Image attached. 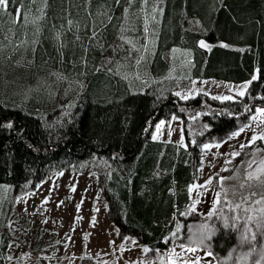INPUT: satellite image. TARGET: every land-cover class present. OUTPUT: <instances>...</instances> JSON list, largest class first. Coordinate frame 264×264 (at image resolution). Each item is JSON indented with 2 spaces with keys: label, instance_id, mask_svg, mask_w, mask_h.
Returning a JSON list of instances; mask_svg holds the SVG:
<instances>
[{
  "label": "trees",
  "instance_id": "16d2710c",
  "mask_svg": "<svg viewBox=\"0 0 264 264\" xmlns=\"http://www.w3.org/2000/svg\"><path fill=\"white\" fill-rule=\"evenodd\" d=\"M162 7L147 76L166 79L167 52L182 48L191 54V79L249 81L244 101L212 100L215 108L203 110L201 120L210 126L205 135L234 130L239 118L264 105V0H164ZM143 14L144 0H9L0 7L5 52L26 48L19 68L37 75L39 83L26 104L0 100V184L20 191L55 170L104 158L109 166L100 185L110 219L122 235L166 251L177 218L191 202L203 137L186 148L153 140L149 126L173 114L186 121L208 98L182 101L171 90L135 89L140 80L128 76L132 67L123 64L120 48L128 38L136 43L142 37ZM189 21L199 30L187 27ZM18 57H9L7 66L18 68ZM52 75L79 84L68 120L56 125L49 122L54 102L43 95ZM5 90L9 96L10 86ZM237 242L235 231L216 227L212 245L219 255L232 252ZM8 249V234L0 232V264H23L9 258Z\"/></svg>",
  "mask_w": 264,
  "mask_h": 264
},
{
  "label": "rangeland",
  "instance_id": "374dc122",
  "mask_svg": "<svg viewBox=\"0 0 264 264\" xmlns=\"http://www.w3.org/2000/svg\"><path fill=\"white\" fill-rule=\"evenodd\" d=\"M163 3L164 0H144L143 35L136 43L130 36L121 43L125 48L120 49L123 50V64L132 67L128 76L130 74L135 80H140V85H136L135 89L152 87L155 90H171L176 95L180 93L177 97L182 101L201 94L208 98V101L203 102V109L192 112L186 121L173 114L149 126L151 138L156 137L153 140L172 142L186 148L196 144L199 136L203 137L198 147L195 182L190 187H205H196L190 192L191 202L177 218L176 228L170 237L171 247L166 251L153 250L141 244L132 234L122 235L120 227L108 215V203L100 185V176L107 171L109 164L104 158H95L93 162L84 163L80 167L55 170L44 181L37 185L27 184L20 191L11 185L0 184V232L8 234L9 258L23 264H251L255 258H245L244 254L250 248L240 244L241 226L251 227L254 221H248L245 214L234 206L241 203V192L248 196L247 189L237 186L245 182L249 171L264 167L260 164L262 157L256 154L258 148L264 151V141L258 139L254 145L240 147L241 144L248 145L253 135L259 136L264 131V125L261 124L264 114L256 111L264 109V105L256 104L246 117L239 118L234 130L224 135H205L210 126L201 120L204 107L213 110L212 100L244 101L250 83L191 79V54L182 48L167 52L170 71L166 79L155 81L148 77L155 57L158 24H161L163 18ZM130 25H126L125 30H129ZM187 27L199 30L195 21H189ZM202 41L207 45L204 48L209 47ZM7 49L0 42V100L23 105L38 90V78L28 69L19 68L24 66L22 57L26 48H11L6 53ZM14 53L19 54L15 61L18 68L11 69L7 62ZM254 76L257 78V73ZM64 80L52 75L44 88L43 95L46 94L54 102L49 107L52 113L49 118L51 125L68 120L75 104L78 81ZM57 82L56 89L54 85ZM6 85L11 88L9 96L5 95ZM240 91L245 92L243 97L239 96ZM185 95L189 98L183 99ZM224 96H232L233 99H214ZM40 113L45 115L46 111L41 110ZM253 115L257 116L256 120L252 119ZM245 125L251 127H245L239 136L233 135ZM205 144L209 148L205 149ZM232 152H240L241 155L233 157ZM253 159L257 163L249 169L248 162ZM257 175L264 178V171H257ZM210 178L211 184H206ZM221 188L228 190L227 195L222 194L220 203L215 204V193L221 191ZM233 189L236 190L235 194ZM243 207H251L253 211L248 215L255 218L261 205L252 202ZM209 212L213 213L211 217L208 216ZM203 224L209 226L211 235L205 239L204 244H199L198 238L202 232L200 226ZM219 224L238 235L234 250L224 256L219 255L212 245ZM252 231L255 232V228ZM260 243L261 238L257 236L256 246ZM189 248L195 251H188Z\"/></svg>",
  "mask_w": 264,
  "mask_h": 264
},
{
  "label": "snow or ice",
  "instance_id": "6c2138e0",
  "mask_svg": "<svg viewBox=\"0 0 264 264\" xmlns=\"http://www.w3.org/2000/svg\"><path fill=\"white\" fill-rule=\"evenodd\" d=\"M8 2H9V0H0V7H7ZM116 2H119V0H116ZM200 43H201L202 47L207 46L204 44L203 41H201ZM255 79H256V77L253 76V80H255ZM246 87H247V85H245V88ZM177 95L179 96L180 93H177ZM244 95H245L244 91L239 92V96L243 97ZM182 98L188 99L189 96L185 95ZM214 99L231 100V99H233V97L232 96H224L222 98L221 97H214ZM249 111H250V109H249ZM256 111L264 114V109H257ZM174 119H176V117H174ZM252 119L256 120L257 116L253 115ZM161 124H163V121H161ZM261 124L264 125V121H262ZM6 127L11 128L12 124L9 123L6 125ZM159 127L160 126L157 125L158 129H159ZM245 127L250 128L251 125H245L244 127H241L240 130L238 132L233 133V135L239 136L240 133L244 131ZM153 139H156V137L154 136ZM258 139L261 141H264V131H262L261 135H259V136L253 135L251 140H249L248 145L241 144L240 147L244 148L246 146L254 145ZM204 148L205 149L209 148V145L205 144ZM256 154L262 157V159L260 160V164L262 166H264V151H262L261 149L258 148L256 150ZM231 155L233 157H236V156H240L241 153L240 152H232ZM248 155H252V153H248ZM228 163H231V161H228ZM256 163L257 162L255 159L249 161L248 162V168L252 169L253 165H255ZM222 170H226V169H222ZM257 171H264V167L258 168L256 171H249L247 174V177L245 178V182L241 183L237 186L240 189H247L248 190V196H245L243 194V192H241L239 194L241 203L236 204L234 207L237 210L243 212L248 221H254L251 227L241 226L242 232H241V237H240V244L250 248V251H248L244 254L245 258L247 256H254L255 258L251 261V264H257V261H259V264H264V178H261L260 176H258ZM211 182H212V178H210L209 181H206V184L210 185ZM196 187L203 188L205 186L204 185H199V186L193 185L192 187L189 188V191L191 192L193 190V188H196ZM232 191H233V194H235L236 190L233 189ZM227 192H228V190L223 189V188H221V191L216 192L215 197H214V203L219 204L221 195L223 194L226 196ZM257 197H259V199H257ZM252 202H255V204L261 205V208L259 209V212L255 218L251 215H248L249 212L253 211V209L251 207H249V208L243 207L244 204H250ZM195 203H199V201H196ZM77 208L79 209V205H77ZM193 211H194V208H193ZM212 215H213L212 212L208 213L209 217H211ZM93 221H95V217H93ZM226 226H227V224H226ZM200 227L202 229V232L198 238V243L204 244L205 239L209 235H211V231L209 230V226L207 224H203ZM252 228H255L256 231L253 232ZM257 236H259L261 238V243L259 244V246H256L257 245ZM188 251H195V249L189 248ZM209 255H211V253H209Z\"/></svg>",
  "mask_w": 264,
  "mask_h": 264
},
{
  "label": "crops",
  "instance_id": "0c3cea01",
  "mask_svg": "<svg viewBox=\"0 0 264 264\" xmlns=\"http://www.w3.org/2000/svg\"><path fill=\"white\" fill-rule=\"evenodd\" d=\"M257 73V72H256ZM249 82V81H248ZM244 83H247V82H244ZM243 84V83H242Z\"/></svg>",
  "mask_w": 264,
  "mask_h": 264
}]
</instances>
